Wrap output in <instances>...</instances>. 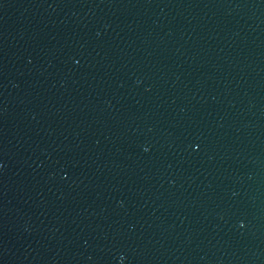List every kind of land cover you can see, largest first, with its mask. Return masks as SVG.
Instances as JSON below:
<instances>
[{
    "label": "water",
    "instance_id": "1",
    "mask_svg": "<svg viewBox=\"0 0 264 264\" xmlns=\"http://www.w3.org/2000/svg\"><path fill=\"white\" fill-rule=\"evenodd\" d=\"M0 264H264V0H0Z\"/></svg>",
    "mask_w": 264,
    "mask_h": 264
}]
</instances>
